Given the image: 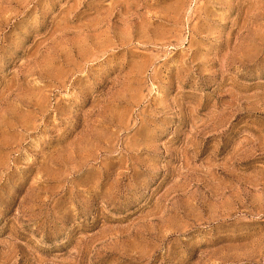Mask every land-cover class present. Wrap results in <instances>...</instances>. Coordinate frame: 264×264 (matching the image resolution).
I'll return each mask as SVG.
<instances>
[{"label": "rangeland", "instance_id": "1", "mask_svg": "<svg viewBox=\"0 0 264 264\" xmlns=\"http://www.w3.org/2000/svg\"><path fill=\"white\" fill-rule=\"evenodd\" d=\"M0 264H264V0H0Z\"/></svg>", "mask_w": 264, "mask_h": 264}]
</instances>
